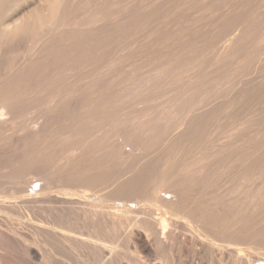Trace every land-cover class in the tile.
Segmentation results:
<instances>
[{
	"label": "bare ground",
	"instance_id": "6f19581e",
	"mask_svg": "<svg viewBox=\"0 0 264 264\" xmlns=\"http://www.w3.org/2000/svg\"><path fill=\"white\" fill-rule=\"evenodd\" d=\"M72 254L264 264V0H0V264Z\"/></svg>",
	"mask_w": 264,
	"mask_h": 264
},
{
	"label": "rangeland",
	"instance_id": "374dc122",
	"mask_svg": "<svg viewBox=\"0 0 264 264\" xmlns=\"http://www.w3.org/2000/svg\"><path fill=\"white\" fill-rule=\"evenodd\" d=\"M70 257H71V256H70ZM70 257H69V258H70ZM72 257H74L73 254H72ZM72 257L70 258V260H69V258L65 260V261H66V264H67V263H68V264H72V263L75 264V263L78 261V260L75 259V257H74V262H75V263L72 262V259H73ZM76 260H77V261H76ZM69 261L72 262V263H70ZM77 263L79 264L80 261H78ZM77 263H76V264H77ZM80 264H81V263H80Z\"/></svg>",
	"mask_w": 264,
	"mask_h": 264
}]
</instances>
